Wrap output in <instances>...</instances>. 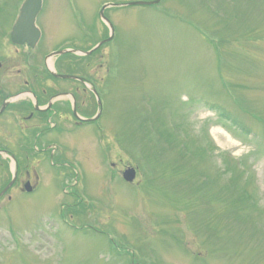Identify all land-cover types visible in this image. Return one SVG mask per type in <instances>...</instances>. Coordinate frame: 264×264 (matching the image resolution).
I'll list each match as a JSON object with an SVG mask.
<instances>
[{
  "label": "rangeland",
  "instance_id": "obj_1",
  "mask_svg": "<svg viewBox=\"0 0 264 264\" xmlns=\"http://www.w3.org/2000/svg\"><path fill=\"white\" fill-rule=\"evenodd\" d=\"M128 1L43 0L33 53L91 50L46 64L81 74V111L96 113L94 89L101 115L49 135L66 160L0 210V264H264V0L108 7L105 42L98 12ZM20 2L0 0L6 91L48 77L46 56L37 70L6 37ZM127 166L133 185L120 179Z\"/></svg>",
  "mask_w": 264,
  "mask_h": 264
},
{
  "label": "flooded vegetation",
  "instance_id": "obj_2",
  "mask_svg": "<svg viewBox=\"0 0 264 264\" xmlns=\"http://www.w3.org/2000/svg\"><path fill=\"white\" fill-rule=\"evenodd\" d=\"M79 40L82 41V36ZM13 47L15 53L22 48L30 60H35V48ZM18 70L16 76L20 75ZM50 80L41 79L39 88H36L29 79L22 82L18 79L10 85L11 90L0 89V108L3 106L0 111V210L8 208L16 194L31 195L38 188L44 181L45 164L59 167L66 160L61 142L49 140V135L58 136L64 131L72 133L85 124L81 111L84 100H79L85 91L83 80L54 79L77 83L70 90L65 89L67 85L52 88ZM4 167H8L7 173Z\"/></svg>",
  "mask_w": 264,
  "mask_h": 264
},
{
  "label": "water",
  "instance_id": "obj_3",
  "mask_svg": "<svg viewBox=\"0 0 264 264\" xmlns=\"http://www.w3.org/2000/svg\"><path fill=\"white\" fill-rule=\"evenodd\" d=\"M158 1L159 0H154L152 2L135 1V2L128 3V5L153 4V3H157ZM108 5H104L103 8L99 12L100 15L102 16V19H104L107 23H108L107 19L103 16V9L107 7ZM40 8H41V0H24L23 1V3L21 4L19 8V12L15 19V22L10 31V40L12 41V43L26 44L28 46L35 45L40 35L38 28L35 26V17L37 13L39 12ZM111 38H112V28H111V35L106 39V41L110 40ZM100 43L101 42H99L98 45ZM63 51L53 52L51 53V55L61 54ZM88 53H90V51L84 52V54H88ZM52 74L53 76L59 77V78L72 77L69 75L55 74L53 72ZM133 176H134L133 169H128L123 173V177L127 181H131Z\"/></svg>",
  "mask_w": 264,
  "mask_h": 264
},
{
  "label": "trees",
  "instance_id": "obj_4",
  "mask_svg": "<svg viewBox=\"0 0 264 264\" xmlns=\"http://www.w3.org/2000/svg\"><path fill=\"white\" fill-rule=\"evenodd\" d=\"M0 31H1V30H0ZM5 33H6V31H5ZM160 136H162V137L164 136V137H167V138H168V137L170 136V133H166V132H164V133H162V135H160ZM152 162H154V161H152ZM153 164H154V163H153ZM158 176L160 177L161 175L158 174ZM242 196H243V195H242ZM243 200L245 201L244 196H243ZM254 205H255V204H254ZM200 229H201V228H200ZM202 229H204V228H202Z\"/></svg>",
  "mask_w": 264,
  "mask_h": 264
}]
</instances>
